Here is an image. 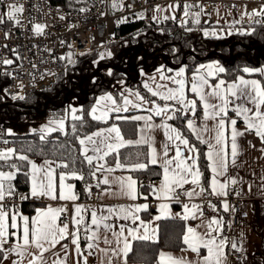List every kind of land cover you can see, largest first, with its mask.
I'll return each instance as SVG.
<instances>
[{
    "label": "snow or ice",
    "instance_id": "1",
    "mask_svg": "<svg viewBox=\"0 0 264 264\" xmlns=\"http://www.w3.org/2000/svg\"><path fill=\"white\" fill-rule=\"evenodd\" d=\"M99 4L105 10L98 7L96 0H67L70 11L65 12L59 6L53 9L49 0H42L32 5V10L39 13L36 17L27 14L30 10L26 0H0V34L5 41L0 43V78L18 80L21 84L15 93L4 88V95L26 102L23 74L33 81L37 74L41 80L57 75L47 69L40 70V65L48 63L40 53H47L52 62H63L64 76L76 67L79 57L94 56L93 67L115 78L113 87L118 86L115 93L103 91L95 97L90 108L70 103L61 115L31 130L39 134L42 144H48L52 143L48 139L51 133L68 136L70 128L79 145V157L71 161L45 158L38 164L25 150L9 146L6 137H14L16 133L0 125V145H3L0 147V264H128L133 242L156 241L160 227L156 222L167 219L185 222L180 249L185 255L160 251L156 264H249L246 234L235 232V225L238 214L248 217L246 209L251 207L250 203L240 201L257 197L264 200V65H245L239 69L262 79L239 74L228 81L225 77L231 74L230 70L219 61L200 63L189 73V65L181 60L180 49L173 46L169 54L178 65L175 68L160 64L149 72L144 66L145 58H135L136 72L144 78L142 92L127 86V72L117 73L111 66L100 68L101 62L115 55L103 41L95 49L78 51L74 42L61 39L60 45L69 51L59 56L53 54L52 48L39 49V45L33 44L29 51L37 49L33 55L39 56L38 62L22 55L19 45L10 47L7 43L17 31L30 32L32 39L47 37L50 33L45 17L67 21L73 11L87 19L93 8L97 9L98 18L129 10L131 18L117 17L114 21L117 26L129 23L130 19L149 18L148 9L136 12L128 0H99ZM181 8L179 25L186 32L194 30L189 22L200 26L203 16L211 19L213 15L201 0H183L182 4L181 0H173L167 5L153 6L150 19L157 25L176 21L175 12ZM233 9L239 10L240 16L229 24L233 31L227 35L254 36L258 26L264 29V0L251 9L245 6L241 10L233 4L228 15H232ZM213 11L222 19L218 7ZM244 23L248 24L247 28H235ZM5 25L10 27L4 30ZM78 27L68 24L69 31ZM198 30L204 37L220 38L215 28ZM158 31L163 35L166 29L158 28ZM111 35L114 37L115 33ZM141 35L145 33H137ZM89 40L94 42L96 37L93 35ZM25 61L31 70L24 68ZM91 83L101 87L96 75L91 77ZM133 110L147 114H130ZM89 119L106 125L110 120L115 122L81 135ZM239 121L243 122V128L238 126ZM120 122H137L138 138L126 139ZM157 132H162L164 137L159 144ZM249 134L259 139V147L246 139ZM130 146H145L147 151L137 152L134 162L129 163L131 157L122 159L121 150ZM62 147L54 145V154ZM31 150L29 146L28 151ZM250 152L259 155L251 156ZM39 154L46 155L45 149L40 148ZM109 157L113 158L111 162ZM77 162L81 167H75ZM151 166L160 168L155 173L159 183L145 184L138 176L131 175L149 172ZM118 170L129 174L115 175ZM19 175L26 178V193L20 192L16 184ZM69 181L84 182L83 194L89 199L93 195L97 200L108 196L125 198L131 203H79L81 194L76 191L75 183ZM150 198L156 201L155 205L149 202ZM29 200L64 201L72 207L68 203L48 204L36 207L35 214L29 216L21 208ZM173 205H178L180 211L174 212ZM153 207L156 215H152ZM141 214L150 218L145 220ZM118 221L128 223L118 224ZM251 255L255 260V253ZM256 264H264V260Z\"/></svg>",
    "mask_w": 264,
    "mask_h": 264
},
{
    "label": "trees",
    "instance_id": "2",
    "mask_svg": "<svg viewBox=\"0 0 264 264\" xmlns=\"http://www.w3.org/2000/svg\"><path fill=\"white\" fill-rule=\"evenodd\" d=\"M61 2L66 7L67 0H62ZM242 26L247 28L248 24H242ZM158 28L166 29L165 34H160ZM199 28H204V25L193 26L194 30L192 32H186L172 20L159 25L152 20H130L129 23L120 25L116 32V40L109 47L115 54L114 58L101 62L100 68L104 69L111 66L116 69L117 73L120 71L127 72V86L140 89L143 92L140 80H135L138 76L135 58L137 56L145 58L144 66L147 71H152L160 64H164L163 57L167 61L165 65L175 68L178 65L174 57L169 54V50L175 46L180 49L183 63L189 65V73L200 63L219 59L223 66L230 70L231 74L225 77L228 81L233 80L239 74L245 77L262 79L257 74L250 76L247 73L240 72L239 69H242L245 65H264V29H259L258 26L257 34L254 36H241L234 33L225 38H213L204 37L202 32L198 30ZM138 32H143L145 35L137 36ZM93 58L94 56L79 57L76 67L67 76L62 75L51 89L31 94L26 102H9L4 98L0 99V124L3 128H6L12 121L26 123L45 116L54 117L61 115L66 109L68 102L76 97L69 95L65 105L60 106L64 103V96L67 92L79 94V83L84 78L85 81L82 89L88 98L87 100L78 98V102L86 109L90 108L95 97L102 94L103 91H113L115 93V87H113L115 78L107 77L103 71H96L95 73L100 78L101 87L92 85L90 76L96 70L91 63ZM0 96H2L1 93ZM46 103V111L44 114H41L40 112L45 109ZM55 105H59V107ZM113 122L115 121L110 120L106 125L102 122H94L89 119L88 126L81 129L80 134H90L100 128L109 126ZM120 126L126 139L137 137V122H120ZM9 138L14 147L25 150L31 159L44 160L48 158L56 161L64 159L71 161L79 157V145L71 134L70 128L68 136H64L59 132L50 134L48 139L52 143L48 144L40 142L38 133L16 134V136ZM54 145H63L64 147L54 154ZM29 146L32 148L31 151H28ZM40 148L45 149L46 155L42 156L39 154ZM201 148L203 149V146ZM145 151H147L145 146H130L121 150L122 159L131 157L128 162H134L136 153ZM108 159L111 162L113 158L109 157ZM202 163L205 162L202 161ZM75 167H81L80 163L77 162ZM159 172L160 168L158 166H151L149 172L131 173V175L138 176L144 183L147 180L145 183L147 184L150 181L159 180L160 178L155 175V173ZM20 180H26V178L23 175L18 176L16 184L20 190H28L27 184L25 187L19 186ZM72 182L75 183L76 191L81 194V197H85L83 194L84 182ZM39 205L40 203H25L23 211L30 215ZM158 224L160 227L157 241H135L133 243V252L128 256V261L131 264H156L160 251L177 252L183 247L181 237L184 221L180 219H167L159 221Z\"/></svg>",
    "mask_w": 264,
    "mask_h": 264
},
{
    "label": "built area",
    "instance_id": "3",
    "mask_svg": "<svg viewBox=\"0 0 264 264\" xmlns=\"http://www.w3.org/2000/svg\"><path fill=\"white\" fill-rule=\"evenodd\" d=\"M62 0H49V3L53 9H55L57 6L64 9L65 12H68V10L65 5H63ZM162 0H128L129 3H132L134 5V11L139 12L142 9H148L147 12V18L146 20H151L150 17L152 15V7L158 3H160ZM254 0H201V3L208 5V11L213 12V9L215 7H218L220 4H224L225 6H231L233 4H243L248 2H253ZM192 2H195V0H192ZM42 3V0H26V7L30 10L29 13L32 16L39 17V13L32 10V5ZM96 3L101 10H105V6L99 4V0H96ZM183 3V0H181V4ZM67 4V3H66ZM122 15L131 16V12L129 10H125L123 13H118L115 16L108 15L105 17H99L97 16V9L93 8L92 12L88 14L87 19H84L81 16H78L74 11L72 12V15L69 17V20L67 21H60L59 19H52L50 17H45V19L48 21L49 24V33L47 37H41V38H35L32 39L31 33H22L20 31L16 32L15 37L7 41V43L10 45V47H16L17 45L20 46L19 50L22 55L27 56L33 60H36L38 62L39 56H34L33 53L37 52V49H32L30 52L29 49L32 48L33 44L39 45V49H43L45 46L53 49V54L55 56H59L62 54H65L69 49L67 47H62L60 45V40L63 39L68 42H74L76 45V49L78 51H84L87 48L95 49L97 44L100 42H104L107 47L109 48L110 45L116 40V32L118 28L120 27L116 25L114 22L117 17H120ZM182 15V8L178 10L177 20L175 21L179 25V18ZM74 23L78 24L79 27L72 29V31L68 30V24ZM189 26H192L191 22H189ZM10 25L3 26V29L6 30ZM115 33V36L113 37L111 34ZM96 37V40L94 42H90L89 38L92 36ZM2 34H0V43H4ZM9 55H11L9 53ZM41 56H43L45 59L48 60V63L40 65V70L44 71L45 69L50 70L53 73H56L55 76H46L44 79H39V74H37V78L35 81L32 80L30 76H28L26 73L22 76V81L24 85V92L29 97L33 93L42 92L45 90L51 89L58 79L62 76L64 73V63L60 61L52 62L51 58L48 56L47 53H40ZM24 68L26 70H31V65L27 63V61L24 62ZM35 85V86H33ZM21 87L20 81L18 80H12L9 78H0V93L3 96V98L6 101L9 102H19V100H13L11 96L4 95L3 89L8 88L9 92L15 93L17 92ZM9 146H11L9 144ZM0 147H3V145H0ZM147 181L145 180V183ZM25 184L24 181L20 183L21 186ZM19 189V188H18ZM20 192H22L19 189ZM26 193V192H22ZM92 199H96L95 195H93ZM44 201V200H43ZM42 201V202H43ZM25 202H31V203H38L40 201H25ZM23 202V203H25ZM244 201H240L241 204H243ZM22 203V205H23ZM153 205L155 203L152 202ZM21 205V208H22ZM155 209V207H153ZM249 217V215H248ZM246 217V218H248ZM243 215L242 213L238 214L236 219V225L235 228L239 226L240 220H242Z\"/></svg>",
    "mask_w": 264,
    "mask_h": 264
},
{
    "label": "crops",
    "instance_id": "4",
    "mask_svg": "<svg viewBox=\"0 0 264 264\" xmlns=\"http://www.w3.org/2000/svg\"><path fill=\"white\" fill-rule=\"evenodd\" d=\"M171 2H173V0H162L158 4L167 5L168 3H171ZM260 3H261V0H254L253 2H248V3H243V4H235V5L244 6V5L247 4V5H253V7L255 8V7H258ZM231 6L227 7L224 4H220L218 6V8L219 9L224 8L222 11H220V16L222 17V19H219L217 17V15L214 14L212 16V18H211V21L219 19L220 21H222L224 23L225 26L229 27V24H231V22L234 19H239V16H240V11L237 10V9H233L232 10V15H228V10H229V8H231ZM238 9H239V6H238ZM213 13H214V11H213ZM166 14H171V13H166ZM177 14H178V11L175 12V15H177ZM201 24H203V23H201ZM244 24H247V23H244ZM203 25H204V28H205V27L209 26L210 24L209 23H207V24L205 23ZM235 28H238V24L235 25ZM203 63L207 64V63H211V61L210 62L209 61L208 62H203ZM149 72H151V71H149ZM245 78L257 79V78H254V77H245ZM139 79H140V83L142 85V80L144 78L139 76ZM117 87H115V89H117V91H118ZM189 95H191V94H189ZM130 114L145 115L147 113L141 112V111H137V110H133ZM122 115H128V113H124ZM230 115H232V114L230 113ZM158 119L159 118H157V122H158ZM138 123L142 124L143 122H138ZM238 126L243 128L244 127L243 122L239 121L238 122ZM155 135H156L157 143L159 144V142L164 139L163 133L162 132H157ZM137 138H138V136L136 138H133V139H137ZM246 139L247 140H251L253 143H255L257 145V147L260 146V141H259L258 138H256L254 136V134L247 135ZM170 155H171V153H170ZM250 155L251 156H258L259 153L258 152H250ZM33 160H35L38 164L43 162V160H41V159H33ZM114 174L115 175H128L129 173L128 172H121V171L118 170ZM69 182L73 183L72 181H69ZM155 182L159 183V180H157ZM78 202L79 203H84V202H81L80 200ZM138 202H142V201H138ZM149 202L150 203H152V202L156 203V201H154L153 199H151ZM246 202L251 204V207L246 209L249 212V217L248 218H243L242 220H240L239 226L237 228H235V232L238 233L240 231H243L246 234L247 250H248V253H249V264H256V261L264 260V255H262V254H264V200H260L259 197H257L255 200H252L251 198H248L246 201L243 202V204L246 203ZM65 203H68V207L71 209L72 205H71L70 202L50 201V200H45V203L44 204H40L38 207H44L45 205H48V204H51L52 206H60L61 204H65ZM127 203H131V202L128 201L127 199H125V198H114V197L106 196V197L103 198V200L91 201V202H88L87 204H89V205H100V204L117 205V204H127ZM84 204H86V203H84ZM173 211L174 212H179L180 211V207L178 205H173ZM23 213L25 215H29L25 211H23ZM34 214L35 213L33 212L29 216L34 215ZM156 214H157L156 210L152 209V215H156ZM141 215H142V218L145 219V220L150 218L148 216V214H141ZM117 223L119 224V223H128V222L118 221ZM156 223H159V221L156 222ZM184 224H185V222H184ZM158 238H159V234H158ZM165 252H169V251H165ZM171 253H173L176 256L185 255V253H181V251L171 252ZM252 253H255V260H253V257L251 255ZM187 255L190 256L191 254H187ZM128 264H131V263L128 261Z\"/></svg>",
    "mask_w": 264,
    "mask_h": 264
},
{
    "label": "rangeland",
    "instance_id": "5",
    "mask_svg": "<svg viewBox=\"0 0 264 264\" xmlns=\"http://www.w3.org/2000/svg\"><path fill=\"white\" fill-rule=\"evenodd\" d=\"M245 6H247V8L248 9H251V8H254L253 7V5H244V6H239V9H243ZM224 8H221V9H219V12L220 11H222ZM118 13H120V12H118ZM117 14V13H116ZM215 14V12L213 13V15ZM212 15V16H213ZM212 16H211V18H212ZM130 18H131V16H130ZM131 20V19H130ZM146 20V19H145ZM205 20H207L208 21V23L210 24L209 26H207V27H205V29H208V28H215V29H217L218 30V32H219V37L220 38H225V37H228V36H230V35H227V33L229 32V31H233V29H231V28H229L228 26H225L224 25V23L222 22V21H220L219 20V22L217 23V20H214V21H211V19H209L208 18V16H203L202 17V20H201V23H203V24H205L204 23V21ZM207 24V23H206ZM180 26V25H179ZM195 27V25H192V26H190V27ZM241 27H243L242 26V24H238V28H241ZM244 28V27H243ZM202 32V31H201ZM214 38V37H213ZM211 62H213V61H219L221 64H222V62L219 60V59H215V60H210ZM209 61V62H210ZM208 62V61H207ZM223 65V64H222ZM63 75V74H62ZM139 76V75H138ZM139 79V78H138ZM135 80H137V79H135ZM140 80V79H139ZM129 87V86H128ZM118 88V87H117ZM132 88V87H131ZM134 89V88H133ZM115 91L117 92V89H115ZM82 98H84V96L82 97ZM73 104L74 106H80L81 104L78 102V98L77 97H74V99H72V100H70L69 102H68V104ZM68 104H67V106H68ZM66 106V107H67ZM42 114H44V113H42ZM50 118H53V117H49V116H45V117H42V118H40V119H34V120H30V121H28V122H26V123H18L17 121H12V123H10V124H8L7 125V127L6 128H11V129H13V131L18 135V134H27V133H33L31 130L33 129V128H35V129H39L40 128V126H42V125H44V124H46L47 122H48V120L50 119ZM1 125V124H0ZM53 133H55V132H53ZM52 134V133H51ZM9 141H10V138L9 137H6ZM10 145L11 146H14L12 143H11V141H10ZM22 181H24V180H20V183L22 182ZM147 181V180H146ZM25 182V181H24ZM26 185V183L23 185V186H25ZM20 189V188H19ZM22 192H27L28 190H26V191H24V190H21ZM79 193V192H78ZM80 201L81 202H84V203H88V202H91V201H97V199H89V198H87L86 196L85 197H81L80 196ZM25 203H31V202H25ZM25 203H23V205H22V211H23V206H24V204ZM38 203H40V204H44L45 203V200L42 202V201H40V202H38Z\"/></svg>",
    "mask_w": 264,
    "mask_h": 264
},
{
    "label": "water",
    "instance_id": "6",
    "mask_svg": "<svg viewBox=\"0 0 264 264\" xmlns=\"http://www.w3.org/2000/svg\"><path fill=\"white\" fill-rule=\"evenodd\" d=\"M163 62H164V64H167V61H166V59H165L164 57H163ZM96 71H97V70H95V71L93 72V74H92L90 77H92L93 75H95ZM138 78H139V76H137L136 79H138ZM84 81H85V78L82 79V80L80 81V83H79V87H80V92H79V94H76V93H74V92H67L66 95L64 96V103H63L62 105H60V106H64V105H65V103H66V99H67V97H68L69 95H74V96H76L77 98H82V97L84 96V98H82V99L87 100L88 96H87V94L85 93V91L82 89V85H83ZM55 106H56V105H55ZM46 107H47V103H46V105H45V109H44L42 112H40L41 114H42V113H45V111H46ZM56 107H59V105H57Z\"/></svg>",
    "mask_w": 264,
    "mask_h": 264
},
{
    "label": "bare ground",
    "instance_id": "7",
    "mask_svg": "<svg viewBox=\"0 0 264 264\" xmlns=\"http://www.w3.org/2000/svg\"><path fill=\"white\" fill-rule=\"evenodd\" d=\"M246 5H247V4H246ZM238 6H240V5H238ZM241 6H242V5H241ZM116 34H117V33H116ZM24 181H25V180H24ZM19 184H20V183H19ZM19 186H21V185H19ZM25 186H26V185H25ZM25 186H24V187H25ZM18 188H19V187H18ZM21 188H22V187H21Z\"/></svg>",
    "mask_w": 264,
    "mask_h": 264
}]
</instances>
